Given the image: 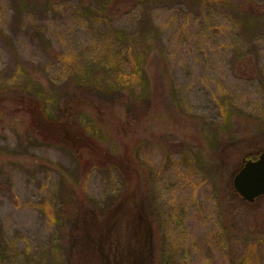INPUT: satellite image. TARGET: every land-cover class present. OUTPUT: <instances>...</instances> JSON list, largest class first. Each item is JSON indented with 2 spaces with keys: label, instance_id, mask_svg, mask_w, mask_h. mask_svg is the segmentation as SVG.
<instances>
[{
  "label": "rangeland",
  "instance_id": "obj_1",
  "mask_svg": "<svg viewBox=\"0 0 264 264\" xmlns=\"http://www.w3.org/2000/svg\"><path fill=\"white\" fill-rule=\"evenodd\" d=\"M231 1L250 8L113 0L101 13L96 0H0V232L8 264H100L72 246L73 216L80 204L106 210L123 198L107 254L147 223L154 264H264V197L247 204L233 188L243 158L264 146V13L251 11H264V0ZM111 28L141 51L147 38L148 88L121 79L119 68L131 70L139 52L121 47ZM115 82L126 90L108 93ZM38 85L53 115L73 109L81 123H96L105 148L130 161L135 178L108 166L83 173L72 153L37 141L29 102L42 99Z\"/></svg>",
  "mask_w": 264,
  "mask_h": 264
},
{
  "label": "trees",
  "instance_id": "obj_2",
  "mask_svg": "<svg viewBox=\"0 0 264 264\" xmlns=\"http://www.w3.org/2000/svg\"><path fill=\"white\" fill-rule=\"evenodd\" d=\"M209 1V0H207ZM215 3L222 4L223 6L236 8L240 13L246 11V6H237L231 0H210ZM98 5L102 8L100 11L104 13L107 8L113 7V0H96ZM255 16L262 15L264 11L259 9L253 10ZM111 35L122 44L121 47L127 46L128 50L133 49V44L136 46L135 49L138 50V55L134 60H132L131 70H125V68H119V75L121 79L126 75V78H134V81H140L142 85L149 82L146 78L144 64L148 59V54L145 52L147 48L148 52L151 51V45L147 43V38L142 39L141 45L144 50L141 51L138 42L131 37L129 33L125 31H119L118 29L111 28ZM121 50V48H119ZM120 52V51H119ZM139 76L142 78L139 79ZM127 79V80H128ZM132 80H130L131 82ZM132 83V82H131ZM112 90H108V93L125 91L123 89L122 83H114ZM37 87V88H36ZM37 93L42 98L38 99L37 104L35 102H27L25 99H20V103L27 107H30L32 115L37 118L36 129L32 130L37 141L42 143H49L63 148L64 150L72 153L80 166L82 167L83 173L93 169L95 167H111L110 169L116 170L121 176L129 177V180L135 178L136 170L130 161L124 158H119L114 152H110L105 148L106 144V134L97 126L96 123L91 125L87 123H81L79 114L75 113L73 109L66 111L63 114L53 115L48 109V101L51 96L45 92L42 93L39 89L40 85L36 86ZM23 90L21 89V91ZM25 97V96H23ZM34 100V99H33ZM32 100V101H33ZM21 105V104H20ZM33 108V109H31ZM28 109V108H27ZM264 152V146L258 149V154ZM251 155V154H250ZM253 155V154H252ZM251 155V156H252ZM2 155L0 153V162ZM261 199V198H260ZM128 198H123L121 202L115 204L113 208L101 209L91 208L89 203L80 204V213H76L74 216L72 213L68 214L70 218L75 217L74 227L72 231L71 243L74 249H77L80 257L84 261L88 260L91 256L98 257V262L100 264H154L153 259V247L151 246L147 230L149 226L147 223H142L140 227L133 228L132 233L133 238L127 243V247H121L119 252L112 253L113 249H110V254L105 253L104 243L106 235L113 234L115 229H117V217L120 214V209L125 205ZM248 204V203H247ZM67 213V212H66ZM137 218V216H136ZM135 218V219H136ZM133 219V220H135ZM133 223V222H132ZM135 224V222H134ZM144 228V230L141 229ZM109 238V236H108ZM109 242V239H107ZM10 246L3 239L0 232V264H8V261L12 260V255L10 256Z\"/></svg>",
  "mask_w": 264,
  "mask_h": 264
},
{
  "label": "water",
  "instance_id": "obj_3",
  "mask_svg": "<svg viewBox=\"0 0 264 264\" xmlns=\"http://www.w3.org/2000/svg\"><path fill=\"white\" fill-rule=\"evenodd\" d=\"M233 188L248 204L264 197V152L255 158H243L242 167L233 178Z\"/></svg>",
  "mask_w": 264,
  "mask_h": 264
}]
</instances>
